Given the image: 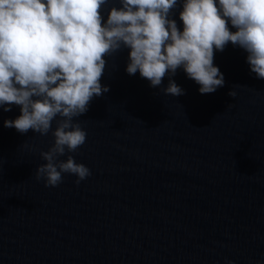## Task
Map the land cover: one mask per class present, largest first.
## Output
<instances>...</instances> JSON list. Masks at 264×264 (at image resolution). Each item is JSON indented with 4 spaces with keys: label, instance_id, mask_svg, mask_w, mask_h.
Here are the masks:
<instances>
[{
    "label": "water",
    "instance_id": "1",
    "mask_svg": "<svg viewBox=\"0 0 264 264\" xmlns=\"http://www.w3.org/2000/svg\"><path fill=\"white\" fill-rule=\"evenodd\" d=\"M180 11L178 0L170 18L182 30ZM129 51L104 57L109 90L74 117L85 142L59 159L89 168L78 184L71 173L56 186L37 179L51 130L6 128L20 106L0 108V264L264 262V79L229 42L213 55L222 87L201 94L178 68L184 92L166 95L167 74L150 87L125 71Z\"/></svg>",
    "mask_w": 264,
    "mask_h": 264
},
{
    "label": "clouds",
    "instance_id": "2",
    "mask_svg": "<svg viewBox=\"0 0 264 264\" xmlns=\"http://www.w3.org/2000/svg\"><path fill=\"white\" fill-rule=\"evenodd\" d=\"M179 2L182 30L170 18L178 0H119L121 7H112L106 20L100 9L107 0H0V108L20 106V115L5 119L4 127L21 134L51 130L54 142L41 153L46 163L36 169L46 186H56L62 173L75 174L77 184L90 175L71 155L59 157L84 144L86 132L74 117L109 90L100 82L104 57L121 47L130 50L129 75L139 72L150 87L168 75L166 95L184 92L171 79L178 68L201 94L222 87L213 55L229 42L246 53L250 72L264 79V0Z\"/></svg>",
    "mask_w": 264,
    "mask_h": 264
}]
</instances>
